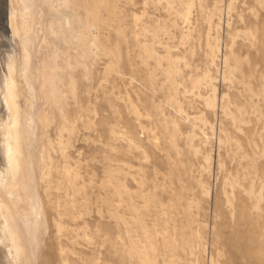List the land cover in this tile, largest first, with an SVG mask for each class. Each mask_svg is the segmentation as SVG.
Here are the masks:
<instances>
[{"label": "rangeland", "instance_id": "rangeland-1", "mask_svg": "<svg viewBox=\"0 0 264 264\" xmlns=\"http://www.w3.org/2000/svg\"><path fill=\"white\" fill-rule=\"evenodd\" d=\"M22 3L33 264H264V0Z\"/></svg>", "mask_w": 264, "mask_h": 264}, {"label": "bare ground", "instance_id": "bare-ground-1", "mask_svg": "<svg viewBox=\"0 0 264 264\" xmlns=\"http://www.w3.org/2000/svg\"><path fill=\"white\" fill-rule=\"evenodd\" d=\"M20 1L6 0L4 4L2 3L3 8L5 5L6 9H4L6 12L4 15L7 19L5 22L8 25V37H11V40L9 37L7 41L11 43V46L13 43L14 47H12L13 50L8 59L5 58L4 63L1 64L7 68H4L2 77H0L2 78L0 83L2 109L0 143L2 146H0L3 157L0 167V184L3 186L0 185V195L2 201L5 202V206L0 208V241H2L0 244V264H33L34 257L30 252L32 240L25 230L19 229L17 220L24 219L26 221L27 217L36 215V210L39 209L37 207L39 205L32 204L34 192L31 191L29 184L32 180L30 172L32 162L27 159L28 157H25V148L29 136H27L25 129V121L28 122L29 120L30 100L22 85H27L29 79L27 80L26 72L21 74L19 68L25 67V71H28L30 56L24 38L29 31L28 20L31 12L29 6L23 3L21 5ZM7 193L10 194L11 199H8ZM0 204L2 205V203ZM27 223L26 230L29 227Z\"/></svg>", "mask_w": 264, "mask_h": 264}]
</instances>
